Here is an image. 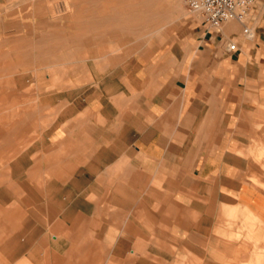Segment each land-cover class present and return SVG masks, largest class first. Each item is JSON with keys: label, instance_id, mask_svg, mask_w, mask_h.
Segmentation results:
<instances>
[{"label": "crops", "instance_id": "0c3cea01", "mask_svg": "<svg viewBox=\"0 0 264 264\" xmlns=\"http://www.w3.org/2000/svg\"><path fill=\"white\" fill-rule=\"evenodd\" d=\"M238 24L196 16L186 48L123 63H94L83 29L79 85L47 96L64 97L60 124L16 162L31 166L32 189L0 203V264H264V1L251 35ZM23 83L7 96L24 97Z\"/></svg>", "mask_w": 264, "mask_h": 264}, {"label": "rangeland", "instance_id": "374dc122", "mask_svg": "<svg viewBox=\"0 0 264 264\" xmlns=\"http://www.w3.org/2000/svg\"><path fill=\"white\" fill-rule=\"evenodd\" d=\"M31 1L34 4L28 3ZM31 1L0 0V16L5 20L6 28L13 31L0 32V84L4 85L0 92V129L3 131L0 145L7 143L9 147H14L0 148L2 205H6L7 195L25 198L26 192L32 189L31 166H19L16 162L18 159L21 161L31 158L30 147L37 142H46L49 128L60 124L58 119L65 108L64 97L47 96L79 85L81 77L76 68L84 67L85 61H76L80 55L75 59L74 52L79 53L81 50H74L73 46L82 47L80 40L85 33L84 28L88 30L86 38L92 41L90 47L97 48L102 54L99 58L97 54L93 56L94 63L99 59L108 63L107 56L118 57L120 63H123L135 53L148 49L159 51L160 47H164L170 53L176 45L186 48L190 25L198 16L189 11L184 0H177L175 12L166 9L165 2L168 0ZM111 1L113 5L110 4ZM263 1L259 0V3L262 4ZM68 3H81L84 16L80 18L73 15L71 18L69 13L75 6H66ZM180 14L184 15L183 18L173 23L174 16ZM227 23L235 24L241 29L236 21ZM1 27L2 20L0 29ZM116 30L119 32L114 37L113 32L116 33ZM64 39L67 40L66 43L71 40V46L69 44L67 48H63L66 45ZM98 40L102 41L105 48L103 53L96 46ZM58 44L61 48L54 49ZM19 47L25 55L23 70L16 69L15 61L21 55ZM88 56L90 59V55ZM11 67L13 69H9ZM82 72L88 74L86 82L90 83L93 79L89 71L85 69ZM69 74L74 80L69 79ZM17 80H24V97H8ZM8 81H12L9 86ZM43 152L45 151H36L34 157H42ZM42 172L47 174L46 169ZM257 248L259 247H255V250Z\"/></svg>", "mask_w": 264, "mask_h": 264}, {"label": "built area", "instance_id": "2783aa9c", "mask_svg": "<svg viewBox=\"0 0 264 264\" xmlns=\"http://www.w3.org/2000/svg\"><path fill=\"white\" fill-rule=\"evenodd\" d=\"M259 0H184L191 13L198 15L204 25L219 29L229 21L243 26V33L251 35L252 15ZM237 43H230L229 51L236 50Z\"/></svg>", "mask_w": 264, "mask_h": 264}]
</instances>
